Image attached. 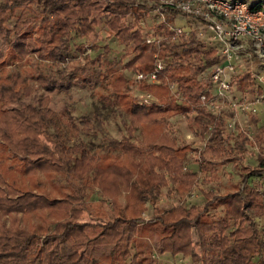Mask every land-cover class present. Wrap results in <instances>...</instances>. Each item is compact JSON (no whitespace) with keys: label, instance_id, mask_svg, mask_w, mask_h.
<instances>
[{"label":"trees","instance_id":"16d2710c","mask_svg":"<svg viewBox=\"0 0 264 264\" xmlns=\"http://www.w3.org/2000/svg\"><path fill=\"white\" fill-rule=\"evenodd\" d=\"M148 1L107 0L104 5L108 31L125 51L111 62L104 58L105 48L88 63L98 68L100 102L119 110L125 123L120 139L107 142L114 155L100 160L80 138L98 132L99 117H76L73 108L55 112L49 106V94L66 90L69 80L58 66L67 63L74 40L86 38L98 25L88 15L91 0H0L5 46L0 51V264H147L140 239L150 230H160L162 254L191 258L194 231L201 264H264V226L259 225L264 185L249 182L264 178V154L256 155L255 166L243 162L248 145L264 146V126L251 141L244 132L228 133L223 113L207 111L200 99L206 87L197 77L218 61L215 47L204 46L194 33L172 39L165 23H159L156 32L165 39L153 49L143 36L145 26L138 25L154 9ZM166 13L167 23L180 14L170 8ZM154 54L164 68L158 83L138 82V89L154 99L141 104L118 66L128 58L124 70L147 74L155 69ZM18 63L22 70L12 68ZM172 83L180 100L170 95ZM233 83L240 91L254 90L249 70ZM42 92L37 109L23 114V99ZM191 113L190 128L205 139L196 159L198 172L185 168L191 146L179 144L167 129L170 119ZM35 128L49 135L54 150L32 135ZM229 164L239 173L232 192L204 191L201 205L157 207L163 189L183 197L199 182L217 181L216 169ZM58 183L71 191L51 197L49 187ZM93 195L99 197L96 202L90 201ZM147 204L153 215L146 221ZM85 211L99 221L94 236L87 230L93 224L79 220ZM106 245L112 250L102 262L84 253Z\"/></svg>","mask_w":264,"mask_h":264},{"label":"rangeland","instance_id":"374dc122","mask_svg":"<svg viewBox=\"0 0 264 264\" xmlns=\"http://www.w3.org/2000/svg\"><path fill=\"white\" fill-rule=\"evenodd\" d=\"M107 0H91V6L88 11L89 17L94 18L98 25L92 33L86 38L81 40L75 39V47H72L71 52L68 55L67 63L58 66L69 80L67 88L64 91H55L49 94L50 108L59 112L64 107H70L74 109V116L80 117L82 115H96L99 117V130L95 134L89 136L81 135V140L88 145L91 152L99 157L100 160L112 157L115 150L107 146V142L110 140H119L123 134V126L125 118L121 112L117 109L110 110L104 107L99 100V96L102 94V88L100 87V79L97 78L98 68L97 65L89 64L88 62L94 60L99 56L105 48L109 52L104 56L107 61L117 62L122 58L124 54V47L117 43V41L110 35L107 28V14L104 10V5ZM134 3L147 2L148 0H130ZM247 3L255 2L256 0H242ZM158 15L152 10L147 16L140 20L144 22L146 29L143 30V36L152 29L156 34V26L159 24ZM138 23V25L140 24ZM176 26H181L189 29L191 33H194L198 40L204 46H210L204 39L198 37V32L201 30L199 22L192 17L179 14L174 17L172 23ZM77 47V48H76ZM155 49V48H153ZM0 51H5V46L0 42ZM87 56L88 60H84ZM128 58L123 59L118 66V70L122 71L128 79V90L130 94L139 102L142 100L145 93L138 89V82L136 75L126 71L122 68L123 64L127 62ZM23 64L18 63L12 68L16 70H22ZM246 70H249L254 82V90L240 91L235 87V84L231 88L232 101L229 106L227 103L220 106V112L223 113L227 120V132L237 134L238 132L246 133L249 140H253L257 135L260 127L264 126V100L257 102L255 96V87L259 88V93H264V68L261 67L259 60L255 57L247 59L242 63V67L238 66L235 70L234 77L241 75ZM156 84V83H155ZM170 85V84H169ZM168 85V88H169ZM176 85V84H175ZM44 95V92L35 96L24 98L20 104V109L25 115L32 114L37 109V99ZM170 95L171 92H170ZM193 114L186 116H177L168 121V132L174 137L179 144H189L191 151L187 155L185 168L188 171L198 172V163L196 161L198 152L204 147L205 139L197 134H194L190 128L189 120ZM255 119L256 121L254 122ZM40 142L45 144L50 149L54 150V144L48 134L41 133L37 128L31 130ZM254 142V141H253ZM246 153L243 156V162L245 165L255 166L257 164L255 157L258 154H264V146L259 145L246 147ZM217 181L210 182L206 185L197 184L190 194L183 197H179L172 193H167V189H163L161 195L158 197L157 207L162 210H167L177 205H184L189 207L192 205H201L203 203L202 193L208 191H214L219 193L232 192L235 186L239 184V173L230 164L218 167L216 169ZM200 181L202 175L199 174ZM250 185L254 187H260L264 185V178H253L250 181ZM71 191L70 186H62L61 184L50 185L49 194L51 197H60L64 193ZM98 195H93L90 198L91 202L98 200ZM218 211H211V213H217ZM153 215V208L151 205H146V211L143 214V218L147 221ZM264 218V217H262ZM80 222H88L93 224V228L87 229L90 236L97 234L100 229L97 227L99 221L96 220L94 212L85 211L79 217ZM262 226V225H260ZM160 230H150L140 242L144 245L146 250V256L148 258L147 264H184L193 263L201 264L200 262V246L196 233L192 234V246L193 256L191 258L183 257L182 255L170 256L168 254H162L160 249ZM112 250L111 245L106 246H94L88 247L84 250V253L90 258L101 261L108 258L109 252ZM133 253V250L131 251ZM102 262V261H101ZM107 264V263H105Z\"/></svg>","mask_w":264,"mask_h":264},{"label":"built area","instance_id":"2783aa9c","mask_svg":"<svg viewBox=\"0 0 264 264\" xmlns=\"http://www.w3.org/2000/svg\"><path fill=\"white\" fill-rule=\"evenodd\" d=\"M154 5L153 11L158 15V22L172 32V39L182 37L187 39L191 31L181 26L165 22L167 8L178 11L180 14L195 18L201 30L198 37L207 44L215 47L218 61L204 70L197 77V81L206 87L201 95L202 105L208 112L220 115V106L231 105V88L238 66L242 67L247 59L255 57L264 68V0L247 3L242 0H150ZM140 24L144 26V22ZM146 43L158 50L160 43L165 39L159 33L149 30L144 36ZM155 69L153 72L135 74L136 80H146L158 83V74L163 70L164 63L154 54ZM253 75V74H252ZM169 91L177 99L181 94L175 84L169 85ZM257 102L264 100V93H259L255 87ZM154 102L151 95L145 94L141 104L150 105ZM264 226V218L259 220Z\"/></svg>","mask_w":264,"mask_h":264}]
</instances>
